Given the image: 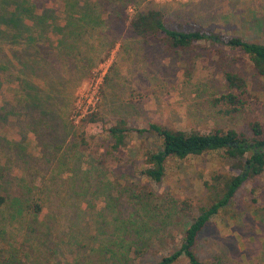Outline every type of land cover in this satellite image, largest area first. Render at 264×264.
Here are the masks:
<instances>
[{
  "label": "rangeland",
  "instance_id": "374dc122",
  "mask_svg": "<svg viewBox=\"0 0 264 264\" xmlns=\"http://www.w3.org/2000/svg\"><path fill=\"white\" fill-rule=\"evenodd\" d=\"M154 1L168 18L264 43V0ZM43 2L46 7L62 8L58 0ZM116 36L119 37L116 47L72 90L71 106L67 111V120L71 122H79L93 112L101 114L96 123L78 129L84 130L86 143L77 137L81 148L71 144L67 151L68 154H83L79 175L91 177L88 184L83 182L77 186L79 190L84 189L83 203L75 187L65 198L56 193L62 189L60 177L64 180L62 185H70L68 178L76 172L60 170L63 150L68 142L76 139L75 136L69 133L62 120L50 116L53 139L60 146L64 143V149H54L47 134L42 133L44 129L41 134L34 130L38 123L48 129L43 120L32 116L35 110L21 113L10 104L12 85L4 83L5 77L0 74V160H5L0 165L9 171L14 185L5 186L13 196L27 197V191L18 187L19 178L33 181V197L41 196L40 201L44 204L37 218L26 210H14L12 205L17 204L14 199L5 205L7 208H0V215L6 208L4 211L33 218L42 233H39L34 249L37 254H32L33 259L24 264H38V259L42 264H75V254L69 249L68 242L73 222L77 221L82 232L79 239L85 237L87 242L81 248L83 255L94 245L108 244L106 239L113 232L109 222L115 221L120 214L127 217L135 210L128 186L135 192L143 189L156 196L169 195L179 204L184 201L190 204L189 211L174 217L165 228L159 222L154 224L152 231L160 232L159 237L135 264H155L162 255L181 247L184 230L191 224V218L214 201L216 190L212 186L218 182L216 178L235 173L234 159L225 149L183 159L173 156L166 161L165 175L158 183L142 174L145 157L140 150L155 141L139 135L136 129L155 122L186 131L234 128L250 135L252 121L259 119L264 124V77L255 72L248 56L240 50L201 41L188 51L173 52L159 37L143 43L127 24L122 30H116ZM227 69L240 72L248 82L246 105L235 113H226V105L215 103L216 98L228 91L224 81V70ZM120 118L127 119L132 128L122 153L110 150L107 131ZM8 146L13 157L5 159L4 155L10 156L5 152ZM25 154L33 156H23ZM78 180L76 178L77 183ZM47 185L53 188L55 185L56 192L43 193L41 189ZM122 186H126L125 196L119 197ZM111 203L122 211L114 210L109 206ZM78 209L82 215L74 214ZM139 212L145 214L143 209ZM49 223L53 224L54 232L46 236L44 231ZM95 238L98 241L92 242ZM197 254L207 264H264V171L249 177L232 201L211 218L200 234ZM174 264L189 263L183 257Z\"/></svg>",
  "mask_w": 264,
  "mask_h": 264
},
{
  "label": "trees",
  "instance_id": "16d2710c",
  "mask_svg": "<svg viewBox=\"0 0 264 264\" xmlns=\"http://www.w3.org/2000/svg\"><path fill=\"white\" fill-rule=\"evenodd\" d=\"M58 1L61 2V10L43 6V0H0V74L5 77L4 83L12 85L10 104L19 108L21 113L35 110L32 116L43 120L48 129L38 123L34 130L41 134L44 129L42 133L47 134L48 142L54 149H64V143L60 146L53 139L55 136L49 125L50 116L62 120L69 133L76 138L68 142L67 148L63 150L60 167V170H76L68 178L70 185H62L63 179L60 177L62 189L56 192L55 185L54 188L47 185L41 189L45 194L46 191L54 190L65 198L70 195L72 188L79 190L77 186L80 183L91 179L89 175L85 178L79 175L83 154H68L67 151L71 144L81 148L78 138L86 143L84 130L78 129L96 123L101 119V114L93 112L79 122H71L67 120V111L71 106L72 90L116 47L119 38L116 30H122L126 24L143 43L159 37L173 52L188 51L201 41L240 50L248 56L255 72L264 77V43L248 40L238 34L214 31L201 24L168 18L164 9L154 0ZM56 35H59L58 38ZM219 51L223 50L219 48ZM224 81L228 91L216 98L215 103L226 105V113L239 112L244 109L246 96L249 95L247 79L240 72L227 69L224 70ZM131 130L125 118L111 125L107 130L110 150L122 153ZM250 131V135L234 128H215L209 132L186 131L155 122L136 129L139 135L143 134L145 138L151 137L155 141L152 145L145 144L140 150L145 157L142 174L158 183L165 175L166 161L173 156L183 159L225 149L227 155L234 159L232 167L235 173L216 178L218 182L212 186L216 190L214 201L191 218V224L184 230L181 247L162 255L155 264H174L183 257L189 264H207L197 254L201 232L211 218L232 201L239 187L249 177L264 171L263 122L259 119L252 121ZM5 152L10 156L4 155L3 158L13 157L10 146ZM4 161L2 159L0 163ZM76 178H79L78 183ZM19 183V189H25L27 197H16L10 193L5 185L14 186L12 178L9 177V171L0 165V189L3 191L0 194V208L14 199L17 201L16 207L12 205L14 210H26L37 218L44 204L40 201L41 196L36 199L33 197L34 182L19 178ZM206 185L209 186V182ZM125 187L122 186L119 197L125 196ZM37 190L41 192L40 188ZM127 190L130 199L135 201V210L127 217L120 214L115 221L109 222L113 225V232L106 239L108 244L94 245L83 255L81 248L87 242L85 237L79 239L81 227L78 221L73 222L68 245L75 254V264H135L159 237L160 232L155 234L152 231L155 223L159 222L165 228L174 217L190 210V204L186 201L179 204L169 195L156 196L152 191L143 189L135 192L132 186H128ZM78 195L82 202L85 198L84 189L79 190ZM117 204L120 205V200ZM137 205H140L139 208ZM109 206L122 211L112 203ZM139 209H143L145 214H141ZM4 210L0 215V264H24L26 260L33 259L32 254H37L34 249L41 232L33 218ZM76 213L82 215L79 209ZM51 219L57 220L54 217ZM53 232V224H47L45 235ZM97 241L98 238L92 240ZM36 261L42 264L41 259Z\"/></svg>",
  "mask_w": 264,
  "mask_h": 264
}]
</instances>
